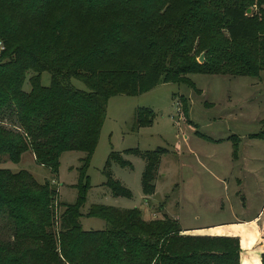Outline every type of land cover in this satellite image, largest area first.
I'll return each mask as SVG.
<instances>
[{"label":"trees","instance_id":"trees-1","mask_svg":"<svg viewBox=\"0 0 264 264\" xmlns=\"http://www.w3.org/2000/svg\"><path fill=\"white\" fill-rule=\"evenodd\" d=\"M254 5L260 11L250 15ZM0 43V161L19 163L31 151L53 176L39 184L27 171L0 169V218L13 226L12 239H0V264H240L237 237L184 234L167 215L146 221L138 208L101 205L89 215L107 228L85 231L80 206L109 99L171 83L200 92L191 73L259 77L264 0H0ZM199 52L209 57L203 65ZM45 72L50 86L42 84ZM150 115L139 111V126L151 123ZM70 151L86 156L79 202L66 206L57 202L56 184L60 158ZM163 151H128L146 162V201ZM111 160L132 167L119 154ZM107 175L115 197H132Z\"/></svg>","mask_w":264,"mask_h":264},{"label":"rangeland","instance_id":"rangeland-1","mask_svg":"<svg viewBox=\"0 0 264 264\" xmlns=\"http://www.w3.org/2000/svg\"><path fill=\"white\" fill-rule=\"evenodd\" d=\"M249 10L250 15L257 14L260 8L254 5ZM202 54L205 53L199 52L196 58L200 65L204 64L199 62ZM208 59L205 54L204 62ZM188 78L200 92L185 83H171L142 95L109 99L99 141L87 167L90 186L80 206L85 231L107 228L103 219L89 215L94 205H101L138 208L146 221L167 215L177 220L181 228L255 220L264 232V138L256 137L264 131V72L257 78L204 73H191ZM51 81L48 72L42 74L44 86H50ZM73 85L86 90L79 80L74 79ZM24 90H31L29 80ZM144 109L151 111V123L139 126L138 113ZM159 148L164 151L156 191L146 201L142 191L146 162L128 151L145 153ZM113 153L121 155L132 167H122L115 160L108 165ZM85 156L79 151L61 156L56 184L58 204L79 202ZM0 169L27 171L39 184L53 182L50 170L39 164L31 151L24 153L19 163L4 157ZM108 172L132 192L131 198L113 195L106 185ZM62 212L59 210V214ZM12 227L8 219L0 218L2 241L12 239ZM227 233L215 230L197 235L233 237L223 235ZM245 233L247 237L255 235L254 230L243 236ZM260 235L262 241L254 248L244 253L241 248L240 264H262L264 233Z\"/></svg>","mask_w":264,"mask_h":264},{"label":"crops","instance_id":"crops-1","mask_svg":"<svg viewBox=\"0 0 264 264\" xmlns=\"http://www.w3.org/2000/svg\"><path fill=\"white\" fill-rule=\"evenodd\" d=\"M182 230L184 234L190 235H197L202 234L203 232L215 230H223L224 232L227 231L228 233L223 235L240 238V245L243 253L247 250H250V248H254L256 245H258V243L262 241V239H260V234L264 233L263 230L259 228V226H257L255 220L220 223L208 226L206 228H182ZM249 230H254L255 235H250L247 237L245 233V236H243V233ZM261 252L263 254L264 249H262Z\"/></svg>","mask_w":264,"mask_h":264},{"label":"water","instance_id":"water-1","mask_svg":"<svg viewBox=\"0 0 264 264\" xmlns=\"http://www.w3.org/2000/svg\"><path fill=\"white\" fill-rule=\"evenodd\" d=\"M248 13L250 14L251 13V10H249ZM204 61H205V54H202V56L199 59V62L200 63H204Z\"/></svg>","mask_w":264,"mask_h":264},{"label":"built area","instance_id":"built-area-1","mask_svg":"<svg viewBox=\"0 0 264 264\" xmlns=\"http://www.w3.org/2000/svg\"><path fill=\"white\" fill-rule=\"evenodd\" d=\"M2 44L0 43V46H1Z\"/></svg>","mask_w":264,"mask_h":264}]
</instances>
